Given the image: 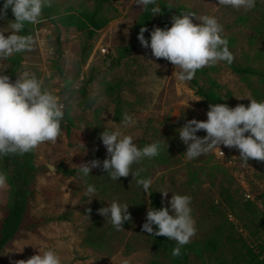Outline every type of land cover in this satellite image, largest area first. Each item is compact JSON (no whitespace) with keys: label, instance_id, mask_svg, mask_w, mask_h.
Listing matches in <instances>:
<instances>
[{"label":"rangeland","instance_id":"rangeland-1","mask_svg":"<svg viewBox=\"0 0 264 264\" xmlns=\"http://www.w3.org/2000/svg\"><path fill=\"white\" fill-rule=\"evenodd\" d=\"M156 2L187 8L196 16L215 17L223 26L222 37L229 41L235 63L253 71L240 75L220 61L203 67L206 74L197 79L199 84L208 87L214 81L232 108L250 104L247 98L238 99L241 97L264 101V0H255L251 10L219 5L218 0ZM94 6V0H50V5L42 8L39 32L31 35L32 42L12 77L7 57H0V74L8 75L13 83L25 72L34 75L42 90L63 105L70 122L61 124L62 134L55 143H42L32 151L37 174L28 215L44 223L35 229L26 223L0 253V264H15L47 250L56 252L61 264H169V252L155 245V236L142 231L152 207L149 195L137 184L138 178L130 174L112 180L102 168L108 154L100 133L116 129L131 135L139 148L159 142L164 157H145L133 164L132 171L141 169L139 178L151 179L150 188L159 192L170 214L173 194L191 197L196 234L187 244L189 264H245L246 246L258 251L264 244V162L250 159L245 166L238 149L223 145L224 156L214 149L188 159L184 154L187 145L178 133L181 121H206L209 107L188 81L177 78L180 69L156 59L150 47L134 42L137 23L146 8L137 0H114L101 7L109 22L90 40L86 30L56 24L59 16L79 15ZM160 14L153 15L149 34L156 27L172 26L176 14L170 12L165 17L164 27ZM14 22L4 15L0 32L6 37L12 34ZM193 22L200 23L195 18ZM29 30L32 32V27ZM84 47L81 72L74 79ZM102 48L108 54L103 55ZM126 48L129 52L122 54ZM107 83L114 91L107 90ZM125 115L133 121L126 127L122 123ZM196 135L203 138L206 132ZM92 160L101 161V167L84 177L79 165ZM64 169L74 170V175H65ZM89 185L95 187L96 196L86 195ZM160 191H167V198ZM248 192L252 199L246 197ZM136 197L140 208L133 213L131 200ZM9 199L6 184L0 188V220ZM114 199L128 205L131 214L121 231L98 212ZM98 237L103 246L91 245Z\"/></svg>","mask_w":264,"mask_h":264},{"label":"clouds","instance_id":"clouds-1","mask_svg":"<svg viewBox=\"0 0 264 264\" xmlns=\"http://www.w3.org/2000/svg\"><path fill=\"white\" fill-rule=\"evenodd\" d=\"M139 5H155L156 0H137ZM219 5L230 6L237 10H251L255 0H218ZM45 4L50 0H5L0 18L11 8L15 22L11 25L12 34L7 37L0 32V57H8L14 52L27 49L31 37L20 36L24 22L38 23ZM153 14L161 11L159 6L152 8ZM193 18L200 21L194 23ZM148 31L141 27L138 40L144 48H151L156 59L169 61L175 69L180 81H190L197 70L214 66L220 61L229 64L234 57L228 48L227 39L222 37L223 26L212 16H196L194 13H181L172 17L170 28L156 27L150 33V43L144 36ZM127 35V31H125ZM159 67V65H158ZM250 104H238L231 108L227 104H210L207 120H188L179 129V137L187 145L184 152L188 159H195L214 149L221 155L220 145L238 149L239 159L248 166L250 159L264 162V101L249 97ZM200 101V100H197ZM62 106L57 98L46 90H42L41 82L25 72L18 75L13 83L8 75L0 74V157L5 155H23L35 150L45 142L55 143L61 136ZM132 118L125 115L122 123L126 127L132 123ZM205 131L201 138L196 135ZM100 139L107 150L108 157L102 162L103 170L107 171L112 180L127 178L130 174L137 177V184L142 186L149 195L151 179L139 178L141 169L132 171L133 164L143 158H152L159 154V142L139 148L131 135H125L119 129L100 133ZM101 167V161L92 160L79 165V171L84 177L90 175L93 168ZM53 171L55 169L53 168ZM7 183V175L0 173V188ZM167 198V191H160ZM86 195L96 196L94 186L87 187ZM91 201V200H90ZM168 207L150 208L147 211L146 222L142 231L153 236H164L175 240L178 244L172 251L173 256L181 255V247L190 243L196 234L195 221L191 215V197L173 194ZM128 205H121L115 199L109 207L98 209L101 216L108 219L117 231L124 230L123 224L131 220ZM89 213L91 209L87 210ZM153 225L157 226L156 231ZM15 264H61V258L53 250L33 255L27 260H18Z\"/></svg>","mask_w":264,"mask_h":264},{"label":"trees","instance_id":"trees-1","mask_svg":"<svg viewBox=\"0 0 264 264\" xmlns=\"http://www.w3.org/2000/svg\"><path fill=\"white\" fill-rule=\"evenodd\" d=\"M114 0H94L95 6L92 10L83 9L79 15L67 13L65 15L59 16L57 18V23L63 28H76L78 30H86L88 34V39H92L95 33L101 30L108 22L109 19L105 18L101 13V7L111 3ZM5 0H0V10L3 9V4ZM155 6H159L161 8V25L165 26V17L170 14V12L180 15L181 13H192L191 10L184 7H173L165 2H159L155 5L149 4L146 6L143 14L141 15L137 26H136V35L134 38V42L139 43L138 35L141 27H146L148 31L144 33V36L147 40L150 41V25L153 18L152 8ZM6 17L15 21V17L12 13L11 8H9L6 12ZM50 20L55 22L54 18L50 17ZM34 24L30 22H24L23 29L19 32L20 36L31 37L34 34ZM32 27V32L29 28ZM228 41V40H227ZM229 44V41H228ZM87 47H84L81 53L80 60L77 63V72L74 75V79H77L81 72V67L83 64L85 52ZM130 48H126L123 50L122 54L128 53ZM26 49L20 52H15L12 56L7 57L8 62V74L10 77L13 76L17 67L19 66L22 55L25 53ZM227 66L237 74L246 75L252 74L253 71L250 68L239 67L235 61L232 63H228L225 61ZM206 74L205 69L197 70L194 78L188 81L191 86L196 89L197 94L203 98L205 104L209 107L210 104H227L231 107L218 93L217 84L214 81L210 82L208 87H204L197 79ZM106 88L108 91H114V88L107 83ZM116 104L119 108L121 101L117 97ZM232 108V107H231ZM120 110H116V118H119ZM67 121L69 122V117L67 113L63 114V119L61 120V124ZM182 125L186 123L185 120H182ZM156 157H164V154L161 149H159V154ZM74 170L64 169L63 173L65 175H74ZM0 173H4L7 175V185L10 191V199L7 205L4 207V215L0 220V253L17 237L20 230L26 223L28 226L30 225L32 228H36L39 225L44 223V220H37L34 218H30L28 215L29 204L35 193V179L37 174V168L33 165V155L32 151L25 153L23 155H5L0 157ZM149 200L150 205L154 209H160L161 207H165L163 200L160 197L159 192L149 188ZM132 209L131 211L137 212L140 208V201L138 198H133L132 200ZM62 218V217H59ZM156 230L157 226H156ZM155 230V231H156ZM91 245L94 246H103V240L98 237L95 241L90 242ZM155 245L159 248H162L169 252L170 254V262L169 264H189V253H188V245H183L181 247V255L176 257L172 255V251L175 247L178 246L175 240L168 239L164 236H155ZM245 264H264V244L259 245L258 251L254 250L250 247L246 246V258Z\"/></svg>","mask_w":264,"mask_h":264},{"label":"built area","instance_id":"built-area-1","mask_svg":"<svg viewBox=\"0 0 264 264\" xmlns=\"http://www.w3.org/2000/svg\"><path fill=\"white\" fill-rule=\"evenodd\" d=\"M39 22H40V21H39ZM39 22L34 24V32H36V33L39 32V29L37 28ZM97 49H98V47H97ZM100 52H101L103 55H104V54H108V51H107L106 49H103V48L100 49ZM59 105H61L62 108H63V105H62L61 103H59ZM246 197L249 198V199H252V196H251V194H250L249 192L246 194Z\"/></svg>","mask_w":264,"mask_h":264}]
</instances>
